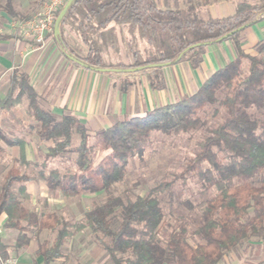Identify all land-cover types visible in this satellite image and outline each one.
<instances>
[{
    "label": "trees",
    "instance_id": "obj_1",
    "mask_svg": "<svg viewBox=\"0 0 264 264\" xmlns=\"http://www.w3.org/2000/svg\"><path fill=\"white\" fill-rule=\"evenodd\" d=\"M261 1L236 2L235 13L222 18L201 16V2L195 0H190L186 9L172 8L168 3L160 7L157 0H78L71 6L61 22L60 35L52 37L66 58L73 57L89 68L74 62L76 66L87 70L142 67L141 72L152 70L147 73L150 86L163 90L166 85L162 68L151 66L187 61L196 69L207 47L196 45L229 40L234 43L237 57L207 78L196 94L143 117L120 121L96 133L95 144L90 143L91 135L83 122L72 113H64L59 119L41 108L29 77L14 73L7 94L0 97L1 110L12 111L27 96V113L37 124L33 129L38 139L52 143L44 160H29L26 141L8 138L0 124V143L19 149L18 167L7 172L0 192V219L6 218L5 229L17 232L14 250L30 246L32 233L56 232L53 242H38L36 250L42 264H52L64 257L62 249L68 240L89 229L112 264H221L251 238L264 241V182L254 185L264 176V44L257 45V53L246 52L239 40L244 30L224 39L241 27L249 28L264 20ZM6 5L0 10L14 21L31 17L19 16L10 0ZM67 27L78 42L69 40ZM126 30L132 36L129 41ZM137 35L148 45L144 52L138 48ZM6 38L10 37L0 36V40ZM124 50L132 62L124 61ZM128 85L123 83L122 89ZM221 108L222 121L206 128L207 134L197 143V152L183 174L184 179L194 176L200 184L199 193L205 201L200 221L193 227L180 223L166 242L160 237L165 220L161 197L173 195L169 183L133 199L109 195L104 203L84 212L79 222L66 221L54 212L38 214L20 199L27 185L37 181L66 199L109 194L124 181L131 160L144 157L153 132L191 133L208 124V112L216 118ZM75 136L79 137L77 144ZM97 151L108 152L98 163L94 158ZM69 153L76 155L74 170L51 168L49 160ZM21 168H35L37 173L22 174ZM16 185L18 193L14 191ZM191 238L197 240L195 245ZM0 249L5 258L9 256L7 245L0 242ZM255 264H264V259Z\"/></svg>",
    "mask_w": 264,
    "mask_h": 264
},
{
    "label": "rangeland",
    "instance_id": "obj_2",
    "mask_svg": "<svg viewBox=\"0 0 264 264\" xmlns=\"http://www.w3.org/2000/svg\"><path fill=\"white\" fill-rule=\"evenodd\" d=\"M7 1L8 0H0V8L6 7ZM10 1L13 10L20 13L19 15H21L23 19L40 10L44 3V1L39 0ZM195 1H199L198 3L201 2V16H207L208 14L206 11L208 6H212L219 2V0ZM205 1L209 3H206ZM231 1L234 3L246 1L252 4H261L262 2L261 0H229V2ZM157 2L160 7H164V4H162L163 2L161 0H157ZM171 6L172 8H187V6L183 4L179 5V7H175V5ZM234 7L236 10V6ZM66 31L70 41V38L77 40L76 34L71 32L69 27L66 28ZM125 36L127 41L132 39V36L127 30L125 32ZM137 37L139 45L138 48L141 50V52H144V50L148 48V45L138 35ZM51 38L53 37H49L46 43L51 41ZM131 42L135 41L131 40ZM259 43L264 44V36L258 41L257 45ZM257 45L253 46L252 49L247 52L257 53ZM123 57L125 62H132L131 55L125 50L123 51ZM247 64L248 62H245V69L247 68ZM114 74L123 75V73L115 72ZM127 74L134 75L136 73ZM141 76L143 77V73L136 77ZM63 81H67L68 83L69 80L63 78ZM7 84L8 79L6 80L5 84L0 85V92H5V95L8 91L6 90ZM49 85L50 87H54L55 82L52 81L49 83ZM16 94L17 93H15V95ZM60 95L61 92L59 90V92L55 93L54 96H50L48 86L46 91L41 90L39 93H37L38 105L41 108L51 112L50 108L61 105L62 101L60 100ZM28 108L29 102L27 96H25L23 101L12 111L4 112L0 110V124L8 138L13 139L18 137L26 141L28 145V159L33 161H41L44 160L47 149L50 145H52V143H44L38 139L35 129H33L37 124L32 118L29 117L27 113ZM67 112L69 111L66 109L65 113ZM208 113V124L191 133H183L180 135H164L160 132H153L151 134L150 143L144 157L142 159L135 158L131 160L124 181L115 185L109 194H90L78 198L66 199L58 192H51L50 190L47 191L45 188L46 184L37 181L27 185V192L24 195H20V199L26 208L37 212L38 214L54 212L64 218L66 221L79 222L84 212L91 210L94 205H100L104 203L109 195L121 197L124 200L129 198L133 199L138 195L146 194L159 184L169 183L172 185L173 195H169V193H167L161 197V204L165 213V220L160 232V237L163 242H166L168 235L180 223L186 222L191 227L196 226L199 223L200 216L204 210L205 201L199 193V191H201L200 184L194 176H187V178L184 179L183 174L188 161L192 159L197 152V143L207 134L206 128L214 127L222 121L224 109L221 108V112L216 118L211 116V112ZM96 133L98 132L90 133L91 144H95L96 142L94 138ZM78 142L79 137L75 136L74 143L77 144ZM0 146L2 148V153L0 156L1 192L7 172L13 167H18L17 159L19 158V149L10 148L2 142L0 143ZM107 154L108 152L97 151L94 156L95 162L98 163ZM75 158L76 155L73 153L64 154L57 159L49 160V164L51 168L57 167L61 171L74 170ZM20 171L22 174L25 173L31 176L37 173V169L35 168H21ZM263 182L264 176L256 180L254 185L259 186ZM14 191L18 193V185L14 186ZM251 215H253V209L251 210ZM1 219L0 223L4 225L2 222L3 220ZM117 221L120 222L119 214L117 215ZM116 225H118V223H116ZM55 236L56 232L51 233L48 231H43L38 234L32 233V242L30 246L20 250L19 252L13 248L17 237L16 231L7 230L4 227V233L0 240L1 243L8 246L9 256L18 258L21 264H42V260L36 256L38 242H43L46 240L53 242ZM191 243L195 245L197 240L191 238ZM62 251L64 257L52 264H112L108 254L94 241L89 229L84 230L72 239L68 240L63 246ZM262 259H264V241H260L259 238H251L234 252L228 254L221 264H255Z\"/></svg>",
    "mask_w": 264,
    "mask_h": 264
},
{
    "label": "crops",
    "instance_id": "obj_3",
    "mask_svg": "<svg viewBox=\"0 0 264 264\" xmlns=\"http://www.w3.org/2000/svg\"><path fill=\"white\" fill-rule=\"evenodd\" d=\"M161 1L164 6L167 3H190V0ZM234 6L236 3L233 1H219L208 6L206 12L214 18L227 17L235 13ZM16 13L20 14L17 11ZM13 21L11 15L0 10V36L10 37L0 40V85L5 84L8 79V90L12 75L19 73L29 77L36 93L46 91L48 86L50 96L60 90L61 105L50 108L51 112L60 119L67 109V113H72L83 122L90 133L103 131L125 119L143 117L156 108L196 94L207 78L237 57L232 41L209 45L205 49L200 66L196 69L187 61L162 68L166 86L163 90H155L150 86L147 77V73L152 70L134 75H117L84 69L66 58L53 38L43 47L26 40L19 34L18 29L13 27ZM263 36L264 20H261L245 29L239 40L247 52L257 45ZM142 73L143 77H136ZM63 78L69 80L68 83L64 82ZM52 81L55 82L54 87L49 85ZM125 82L129 85L123 90L121 84ZM4 96L5 92H0V97ZM45 188L49 190L46 186ZM1 220L5 224L6 218L2 217Z\"/></svg>",
    "mask_w": 264,
    "mask_h": 264
},
{
    "label": "built area",
    "instance_id": "obj_4",
    "mask_svg": "<svg viewBox=\"0 0 264 264\" xmlns=\"http://www.w3.org/2000/svg\"><path fill=\"white\" fill-rule=\"evenodd\" d=\"M69 0H45L42 8L36 11L30 18L13 21V27L26 40L41 47L46 45L49 36L54 34L56 14L67 4ZM4 233V225L0 223V237ZM0 264H21L18 258L4 257L0 249Z\"/></svg>",
    "mask_w": 264,
    "mask_h": 264
},
{
    "label": "water",
    "instance_id": "obj_5",
    "mask_svg": "<svg viewBox=\"0 0 264 264\" xmlns=\"http://www.w3.org/2000/svg\"><path fill=\"white\" fill-rule=\"evenodd\" d=\"M78 0H69L67 2V4L64 6L62 12L60 13L59 17L56 19V22H55V29H54V35L56 37H58L60 35V25H61V22L64 18V16L66 15L67 11L71 8V6L76 3ZM248 26H244V27H241L239 29H237L236 31L230 33L227 37H225L224 39L234 35V34H237L238 32H241L243 30H245ZM197 46H209V43H205V44H199V45H196L194 47H197ZM193 47V48H194ZM68 59L72 62H77L79 63L82 67L84 68H89L87 66H85L84 64L78 62L76 59H74L73 57L69 56ZM167 66H170V64H162V65H153L151 66V68H155V67H161V68H165ZM143 70V68H135V69H130V70H112V69H95V68H92V71H95V72H99V73H138V72H141Z\"/></svg>",
    "mask_w": 264,
    "mask_h": 264
}]
</instances>
